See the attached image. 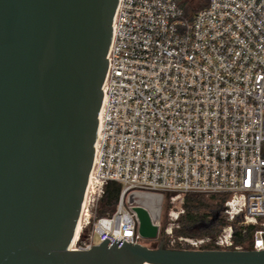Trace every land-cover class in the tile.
<instances>
[{"label":"built area","instance_id":"built-area-1","mask_svg":"<svg viewBox=\"0 0 264 264\" xmlns=\"http://www.w3.org/2000/svg\"><path fill=\"white\" fill-rule=\"evenodd\" d=\"M181 1L118 0L71 250L91 249L96 236L141 244L135 207L160 231L169 203L174 235L189 194L228 195L226 225L174 235L173 247L264 250V0H210L192 19ZM111 182L122 186L118 205L99 216Z\"/></svg>","mask_w":264,"mask_h":264},{"label":"water","instance_id":"water-1","mask_svg":"<svg viewBox=\"0 0 264 264\" xmlns=\"http://www.w3.org/2000/svg\"><path fill=\"white\" fill-rule=\"evenodd\" d=\"M118 0H0V264H264L263 251L70 249L92 171ZM138 233L159 228L135 207Z\"/></svg>","mask_w":264,"mask_h":264},{"label":"trees","instance_id":"trees-1","mask_svg":"<svg viewBox=\"0 0 264 264\" xmlns=\"http://www.w3.org/2000/svg\"><path fill=\"white\" fill-rule=\"evenodd\" d=\"M210 0H201L196 6H193L189 0H182L181 7L184 12V17L192 19L199 11L209 5ZM122 193V186L118 183L111 182L107 185L104 198L99 206L98 215H110L115 211L118 205L120 195ZM228 195H203V194H189L185 198L184 211L181 226L174 231L176 238L178 237H204L215 236L220 233L222 228L226 225L223 219L222 212ZM139 206V203H136ZM169 203L165 206L164 220L167 219L169 211ZM165 222V221H164ZM252 234L246 236L247 239H252ZM245 239H239L241 242ZM142 238L139 242L142 243ZM153 241V240H152ZM155 249V247H149ZM171 249L184 250L188 249L180 245H175ZM211 247H205L204 250H211ZM249 245L246 250H252Z\"/></svg>","mask_w":264,"mask_h":264},{"label":"rangeland","instance_id":"rangeland-1","mask_svg":"<svg viewBox=\"0 0 264 264\" xmlns=\"http://www.w3.org/2000/svg\"><path fill=\"white\" fill-rule=\"evenodd\" d=\"M200 1L201 0H189V2H191L193 6L198 5L200 3ZM164 221H163V223L161 225L158 238L156 240H153V241L152 240L143 239L142 243H141L142 245H145L147 247H155V249L160 248V247H166V248H170L171 249L173 247L171 242H172L173 238L175 239V237H174V235H171V236L168 235V233L166 232L167 228H169V226H170L169 225L170 220L167 218ZM181 221H182V218L180 220V226H181ZM94 242H95L96 245H98L100 243V241L97 238V236L95 237Z\"/></svg>","mask_w":264,"mask_h":264},{"label":"bare ground","instance_id":"bare-ground-1","mask_svg":"<svg viewBox=\"0 0 264 264\" xmlns=\"http://www.w3.org/2000/svg\"><path fill=\"white\" fill-rule=\"evenodd\" d=\"M78 231H79V228H78L77 231H76V235H75V238H74V241H73V242L76 241V236H77V234H78Z\"/></svg>","mask_w":264,"mask_h":264}]
</instances>
